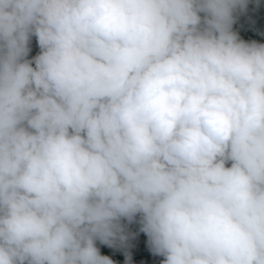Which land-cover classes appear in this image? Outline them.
I'll use <instances>...</instances> for the list:
<instances>
[{"label": "clouds", "instance_id": "clouds-1", "mask_svg": "<svg viewBox=\"0 0 264 264\" xmlns=\"http://www.w3.org/2000/svg\"><path fill=\"white\" fill-rule=\"evenodd\" d=\"M140 232L264 264V0H0V264H131Z\"/></svg>", "mask_w": 264, "mask_h": 264}, {"label": "trees", "instance_id": "trees-1", "mask_svg": "<svg viewBox=\"0 0 264 264\" xmlns=\"http://www.w3.org/2000/svg\"><path fill=\"white\" fill-rule=\"evenodd\" d=\"M251 6H249V9ZM242 22L237 20V22L234 24V30H236L239 35L243 32L241 28ZM35 37H33L34 39ZM39 51V48H38ZM138 241L141 246L134 245L132 243V239L130 238L128 241V244L130 245L129 248H127V251H130L132 254V262L131 264H160L163 257L159 256H153L150 251H148L147 246V236L144 233H139ZM124 251L125 249H116L114 248L113 251L110 253V258H112L115 262V264H125L124 260Z\"/></svg>", "mask_w": 264, "mask_h": 264}, {"label": "rangeland", "instance_id": "rangeland-1", "mask_svg": "<svg viewBox=\"0 0 264 264\" xmlns=\"http://www.w3.org/2000/svg\"><path fill=\"white\" fill-rule=\"evenodd\" d=\"M31 48H32V51H31V53H30L29 58H31V56H34V55L38 52V45H37V43H36L35 38H34V39L32 38V41H31Z\"/></svg>", "mask_w": 264, "mask_h": 264}]
</instances>
